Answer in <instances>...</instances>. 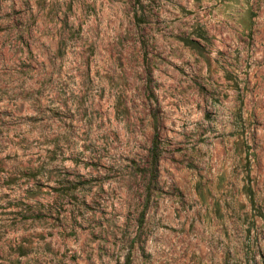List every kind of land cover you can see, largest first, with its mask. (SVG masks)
Instances as JSON below:
<instances>
[{"label": "rangeland", "instance_id": "obj_1", "mask_svg": "<svg viewBox=\"0 0 264 264\" xmlns=\"http://www.w3.org/2000/svg\"><path fill=\"white\" fill-rule=\"evenodd\" d=\"M0 264H264V0H0Z\"/></svg>", "mask_w": 264, "mask_h": 264}, {"label": "trees", "instance_id": "obj_2", "mask_svg": "<svg viewBox=\"0 0 264 264\" xmlns=\"http://www.w3.org/2000/svg\"><path fill=\"white\" fill-rule=\"evenodd\" d=\"M159 140L158 135L156 134L153 138V144L149 149V158H148V172L151 175V178L157 177V167L158 160L160 158V148L158 146Z\"/></svg>", "mask_w": 264, "mask_h": 264}]
</instances>
